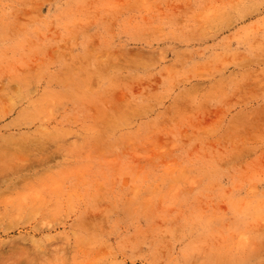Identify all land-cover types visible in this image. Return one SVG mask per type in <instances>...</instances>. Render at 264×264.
<instances>
[{
	"label": "rangeland",
	"instance_id": "rangeland-1",
	"mask_svg": "<svg viewBox=\"0 0 264 264\" xmlns=\"http://www.w3.org/2000/svg\"><path fill=\"white\" fill-rule=\"evenodd\" d=\"M0 264H264V0H0Z\"/></svg>",
	"mask_w": 264,
	"mask_h": 264
}]
</instances>
